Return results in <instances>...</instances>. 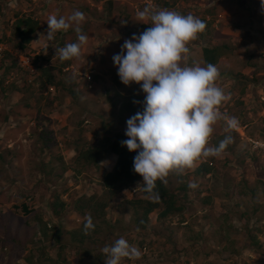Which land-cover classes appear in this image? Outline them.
I'll use <instances>...</instances> for the list:
<instances>
[{
    "label": "rangeland",
    "instance_id": "1",
    "mask_svg": "<svg viewBox=\"0 0 264 264\" xmlns=\"http://www.w3.org/2000/svg\"><path fill=\"white\" fill-rule=\"evenodd\" d=\"M25 1L21 0V4H26ZM113 1L117 2L97 0L101 7H94L95 10H91L90 14L94 16L97 9L102 12L104 8V15L101 16L104 19ZM217 1L220 0H125L123 5L129 11L121 10L119 13L118 8H115V12L109 13L115 15L114 20L123 18L124 15L127 19L136 20V10L153 5L157 10L168 9L183 15L191 13L206 24L221 23L218 27L215 24L206 26L202 35L199 34L197 40L190 42L187 63L189 66L200 64L195 56L197 47L225 43L226 49L231 53L226 56L227 60L222 62V66L217 67L220 77L216 84L226 95L230 94V100L220 110L229 117H236L239 125L230 132L225 131L226 124L223 120L213 126L210 146L214 145V139L218 140L227 133L232 136V143H236L234 154L223 151L218 157H209L199 163L198 167L206 160L213 161L216 179L210 174H197L198 167L195 170H186L183 175L176 172L169 174L167 185L177 194L179 203L183 204L182 212L157 220L160 212L157 209L151 214L146 228H137L132 219V210L123 203L127 198L140 196L141 187L137 189V186H132L112 198L107 208V217L112 227H103L100 244L96 246L99 248L93 254L123 237L131 245L138 247L143 256L139 260L124 258L120 264H264V51H261L264 48V10L261 9V0H250L251 5L248 7L241 3L248 15L243 14L248 17L245 22L244 17L239 14L241 21L232 23L231 20H226L222 23L217 21V18H222L219 17L220 13L212 9L219 7L220 2L218 4ZM16 8L12 7L14 11H10V16L19 13L16 10H24ZM8 15L6 12V16ZM129 24L131 21L127 23ZM143 24L135 22L134 31H129L139 35L145 30ZM70 32L72 31L65 33L63 42L56 44L57 48L59 44L63 47L67 43L77 42V35L74 40ZM108 32L111 31L104 30L100 37L93 34V39L89 38L82 46L81 57L69 61V69L64 75L66 86L40 87L42 89L38 92V82L32 81L33 76L30 73L27 78L32 84V91L16 90L11 92L12 99H5L0 86V120L8 121L5 119V110L15 113L21 107L26 109V101H29L36 107L35 115L40 117L36 131L43 130L40 136L33 129L36 124L35 116H25L22 119L14 116L17 124H27L23 135L16 138L17 142L28 144V159L25 157L26 161L23 160L28 164V187H19V192L2 197V202L13 201L8 206L13 207L17 213L20 212L18 207L27 202L31 211L25 212L19 220L26 230L24 224L26 218L28 219L26 234L29 241L24 245L12 243V248L7 249L5 254L0 253V264H8L11 254L13 257H22L23 253L32 257L29 263L17 258L11 264H89L95 259L85 253L91 249V244L80 245L72 242L68 231L79 226L83 220L75 210V201L85 193H104L103 171L110 169L112 162L108 154L101 161L104 169L88 164L82 167L81 172H77L70 167L77 155L75 148L83 145L86 140H95L94 137L103 130L102 122L117 118L120 105L126 104L132 94L142 95L138 106L143 112L146 95L139 84L133 82L126 86L121 82L117 74L118 66L112 59L114 54L120 53L124 41L133 34L128 38L118 39L109 38ZM224 33L230 37H220ZM35 38L39 40V36ZM54 43L56 40H52L48 48L51 49ZM251 48L257 51H252ZM34 51L36 50H26L33 57ZM46 56L48 60L45 64H53L59 58L54 49L48 50ZM247 64L255 67V74L252 71H243ZM90 72L93 75L92 87L84 79L87 78L85 74ZM8 77V83H5L7 85L12 82L11 76ZM16 84L24 87L26 81L23 79ZM244 87L246 91L243 93ZM71 90L77 94L74 95ZM123 127L126 130L127 124ZM227 156L229 163L220 164L216 160L228 158ZM190 182H195L198 187L189 188ZM184 184L188 187L186 191L180 187ZM4 186H8V183ZM210 193L213 197L209 202L206 196H211ZM56 195L65 202L59 215L53 212L51 206ZM7 196L11 198H6ZM44 223L48 228L46 234L40 229ZM57 228L63 230L60 239ZM252 234L257 236L261 244L251 243ZM2 251L4 252L3 249ZM101 264H105L104 259Z\"/></svg>",
    "mask_w": 264,
    "mask_h": 264
},
{
    "label": "clouds",
    "instance_id": "2",
    "mask_svg": "<svg viewBox=\"0 0 264 264\" xmlns=\"http://www.w3.org/2000/svg\"><path fill=\"white\" fill-rule=\"evenodd\" d=\"M13 2L11 6L16 7L21 0ZM7 6L11 7L8 3ZM261 9L264 10V0H261ZM85 19L80 10H74L67 18L48 16L47 41L51 42L57 32L69 28L77 34V42L56 48L61 62L81 57L82 46L88 41L81 27ZM136 20L151 26L126 39L120 53L114 54L112 59L118 66L121 82L126 86L135 82L146 94L143 112L138 111L126 121L128 139L122 140L121 145L137 152L133 171L143 178L146 198L155 203L160 201L157 181L166 185L170 173L183 175L186 170H195L202 160L218 157L232 143V136L226 135L218 146H210L213 126L218 121H225L226 132L236 129L239 121L220 110L230 100V94L226 95L216 84L219 69L210 63L206 66L187 63L188 45L205 31V21L191 13L157 10L153 5L137 11ZM47 48L48 45L45 54ZM188 186L198 187L195 182ZM94 230L93 219L86 214L84 233L87 235ZM102 252L105 264H120L124 258L139 260L143 256L138 247L123 237L104 246Z\"/></svg>",
    "mask_w": 264,
    "mask_h": 264
},
{
    "label": "trees",
    "instance_id": "3",
    "mask_svg": "<svg viewBox=\"0 0 264 264\" xmlns=\"http://www.w3.org/2000/svg\"><path fill=\"white\" fill-rule=\"evenodd\" d=\"M168 3V2H167ZM17 25V34L21 38V43L18 44L22 49L27 47V45L32 41L34 38V34L38 30V28L41 26L38 18H34L32 16H25L24 18H19ZM25 25V27H24ZM19 26V27H18ZM150 27V24H145V30ZM2 40V39H0ZM213 45V44H211ZM24 48V49H25ZM226 45H213V46H203V58L205 65L207 64H213L215 65L218 63L219 59L227 54L229 52V49H226ZM49 49V48H48ZM47 54V53H46ZM45 53H40L39 55L32 57L33 62L32 65L36 68L35 71L32 67L22 66L19 63V59L16 55H14L12 52L8 51L6 58H4L0 62V71H2V74L0 76V86L2 87V92H7L8 94L13 91H19V90H31L32 84L28 82V75L29 73L33 76L32 81H36L38 83L36 90L39 92L42 88H47L49 86H59L62 85L63 87L66 86L64 82V75L66 73V67H69V61H63L61 62L60 59L53 64H45L47 59ZM34 71V72H31ZM11 76L12 81L9 85L5 84L8 83L6 80V77ZM25 79L26 86L21 87L17 86L16 82H20L21 80ZM86 81V78H84ZM16 81V82H14ZM251 81V80H250ZM39 84V86H38ZM42 87V88H40ZM32 91V90H31ZM72 91V90H71ZM246 91V88L244 87L243 93ZM74 95L77 94V92L72 91ZM126 99H124L125 102ZM140 101L142 100V95L134 93L131 95L128 102L124 104L123 106L120 105V109L118 112L117 118H115L113 121H104L102 122L103 130L102 132L98 133L94 137L95 140L90 141L86 140L83 145L76 146L75 150L77 152V155L75 156L74 162L70 165L72 169H74L77 172L82 171V167H85L88 164H94L97 166V168L101 169L104 166H102L101 161L103 158L109 154L110 157L112 155L116 156V160L110 170L104 169L103 171V180H102V187L104 189V193L101 196L97 193L93 194H82L77 198L75 201V210L78 212V214L81 215L83 220L81 221L80 225L76 228H73L72 230H69L68 233L71 234V241L80 245H83L84 243H90L89 250L85 251V253H88V256H93L95 259L94 261L90 262L89 264H101V260H105V255L102 252V249H100L99 252L93 254V252L99 248V246L96 248L97 245L100 244V236L103 233V227L104 229L106 227H112V224H110V220L107 217V208L110 205V200L114 197H117L119 193L126 191L127 189H130L132 186H137V189H140V196L133 197V198H127L124 200L123 205L126 207H129L130 210H132V219L136 222L137 228H146L149 221L151 220V214L157 210L160 209V212L157 216V220L166 218L169 215H174L177 213H180L183 211L184 207L183 204L179 203V199L177 198V194L172 191L168 185L161 183L160 181H157V187L156 190L159 192L160 195V201L159 202H151L148 198H146L147 194L143 191V178L133 171V160L137 152H131L127 149L126 146L121 145L122 140L128 139V137L125 135V127L123 125L126 124L127 119L129 117L135 115L138 111L141 112L140 107L138 106L139 103H134L133 101ZM26 109H21L18 111H15L14 116L18 119L24 118L25 116H28V118H34L36 117V124L33 127L35 129L36 134H39L42 136V131L37 132L36 126L40 122V117L36 116L34 107L29 101H26ZM21 118V119H22ZM18 130L14 129L13 133H7L8 137L15 138L18 136V134L21 131H24L27 127L26 123L17 124ZM226 135H229L228 133L218 138V140H213L214 145L218 146L219 142L225 138ZM236 143H230L227 148L224 150L228 153H235ZM257 149H260V147H255ZM262 148V147H261ZM28 150H16L14 152V156L18 158L21 162V164L24 167H27L28 171V164L24 163L26 159H28ZM23 157V158H22ZM26 157V159H25ZM228 158L224 159H216L218 160V163H229ZM213 158V157H210ZM24 160V162H23ZM213 161L206 160L200 164V166L196 169L197 174H206L209 172H215V169L213 167ZM217 176V174H216ZM229 184V180L226 181ZM181 189L187 190V185L180 186ZM241 193V192H240ZM239 193V196H240ZM205 194V193H204ZM211 196H206L207 201H211L213 194L210 193ZM5 201V200H4ZM52 210L55 214L59 215L61 211L63 210L65 206V202L61 200L59 195H56L54 197V200L51 202ZM24 209L26 212H30V208L28 205L24 206ZM86 214H90L93 223L95 224V230L91 231L89 234L84 233V222H85V216ZM228 212L225 214V217L227 218ZM9 216L6 215V217ZM39 220L42 221V218L38 216ZM18 221L16 224H14L12 228V232L10 233L7 231L5 234L6 238L8 239L11 237L15 242V244L24 245L25 242L29 241L27 240V226L28 222H25V228L22 226V229L19 227V225L22 223ZM8 221L4 222V227H6L8 230L10 229L8 227ZM40 229L43 234L47 233V226L46 223L40 226ZM58 231V239H60L61 233L63 230L61 228H57ZM12 234V235H11ZM251 243L252 244H261L260 240L257 238L255 234H252L250 236ZM18 241V243H17ZM4 250L6 252V249L4 246L1 245V250ZM2 252V253H4ZM9 253V252H8ZM23 256L21 257H13V255H10V258L8 260V264H11L12 262H15V259H24L26 262H30L32 257L27 253H23ZM80 264V263H78Z\"/></svg>",
    "mask_w": 264,
    "mask_h": 264
},
{
    "label": "crops",
    "instance_id": "4",
    "mask_svg": "<svg viewBox=\"0 0 264 264\" xmlns=\"http://www.w3.org/2000/svg\"><path fill=\"white\" fill-rule=\"evenodd\" d=\"M116 1H117L116 3H114V1L112 2L111 7H110L111 9L108 12L106 11L107 14H105L104 19H103V18H101V16L104 15V13H102V12H104V10H103L104 8L102 9V12H101V10L97 9V12L95 11L96 15H94V16L90 14L91 10H95L94 7H101L99 5V3L97 2V0H34L32 2H28L26 0L25 1L26 4L22 5L21 3H19L20 7L16 6L17 7L16 9L20 8V9H24V10H16V11H19V13L17 12L16 15H12V16H10V11L13 10L12 7H14V6H11L14 4L13 0H0V39L7 42V45H9L8 48H9L10 52H12V53H15V52L27 53L28 51L26 52V50H34L35 49L36 50V51H34V57H35V56L39 55L40 53H44L46 51V45L49 46L52 42V41L51 42L47 41L46 36H45L47 34V29H48V24L46 21L48 16L55 14L58 17L64 16L65 18H67L69 15H71L73 13L74 10H80L85 15L86 19H85V22L81 25V27L83 30V34L88 36V40H89V38L93 39V34L96 37H100L102 35V33H104V30L105 31H111V32L107 33V36L109 38H113V37L118 38V39L128 38L133 34V32H130V31H134L133 30L134 29L133 24L137 21L134 19H131V18L127 19L125 15L123 18L118 17L116 20H114L115 15H112L109 13L115 12V8H118L119 13L121 10H124L125 12L129 11V9H127L123 5V1H125V0H122V1L116 0ZM219 2H220L219 7L212 8L214 10L216 9V11H218V13H220L219 17H222L221 19L217 18L218 22L222 21V23H223V21H226V20H231L230 22H232V23L234 21H236V22L241 21L242 17H240L239 14H241L244 17V19H243L244 22L247 20L248 17L243 15V14L247 15L244 7L245 6L248 7V5H251L250 0H220ZM219 2H218V4H219ZM7 3L10 4L11 7H8ZM241 3L244 4V7L241 6ZM223 4H226V6L223 7ZM205 5H207V4L205 3ZM137 11L138 10H136L135 12L137 13ZM4 12H5V14H4ZM6 12L9 14L8 16H6ZM26 15L32 16L34 18H38L41 26L38 28V30L34 34V38L32 39V41L27 45L26 48L24 47L25 49L24 48L22 49L20 46H18V44L21 43V38L17 34V25L16 24L18 22H16V21H18L19 18H24ZM127 16H128V14H127ZM130 21H131V24L127 25V23H129ZM214 21H216V19ZM211 24H215L217 27L219 26V24L221 25V23H219L217 25L216 22H214V23L208 22L206 24V26H211ZM11 25H13V26H11ZM128 26H131V27L128 28ZM143 26L145 27V24H143ZM24 27H25V25H24ZM113 29H115V30H113ZM140 30H142V29H140ZM69 31H72L69 34H72L71 37H73V39L75 40L77 34L73 30V28H69L67 31L57 32L55 35V38L53 39V40H56V43L53 44V47L51 49H54V51L56 52V48H57L56 44L63 42L62 39H64V36L66 35L65 33L69 32ZM200 35H202V34H200ZM37 36H39V40H37V38H35ZM210 37H212V34H210ZM220 37L229 38L230 35L224 33ZM73 39H71V40L73 41ZM65 41L67 42V40H65ZM212 44L213 45H224L225 43H212ZM205 45L213 46L211 44H205ZM262 45L264 46V43ZM36 46H39V47L35 48ZM58 47H61V45L59 44ZM85 47H84V49H86ZM51 49L47 48V53H48V50L51 51ZM251 49H252V51H257V49H255V50L253 48H251ZM261 51H264V48H261ZM230 53L231 52H228L227 54L222 56L219 59L218 63L215 64V66L216 67L222 66L221 65L222 62L227 60L226 56H228ZM107 55L110 56V54H107ZM195 56L197 57L198 60H200L199 63L201 64V66H206L204 63L203 49L202 48H198V47L196 48ZM58 60H59V58H58ZM233 65H234V62H233ZM32 68L34 70L36 69L34 66H32ZM68 69H69V67H66V70H68ZM255 70H256L255 67L252 66L251 64H247L243 69L244 72L252 71V72H254V74H255ZM3 96L5 99H9V98L12 99L11 94H8L7 92H5ZM10 107H12V106H10ZM4 113H6L5 119L8 121H1L0 120V191L2 192V193H0V197H1V199H0V253L3 252L1 250V245L4 246L5 249L7 250V249L12 248V246H13L12 243L15 244L16 241H14L11 237H9L8 239H5L6 238L5 234L7 233V231H9L10 233L12 232V228H13L14 224L17 223L16 219L19 220L20 216L21 217L24 216V213L26 212L24 209V206L27 205V202L23 203L20 207H18V210L20 212L17 213V212H15L13 207L8 206V203H10V202L14 203V202L8 201V200H5L4 202H2L3 201L2 197H5L6 195L12 196L14 194V192H19V187L27 188L28 187V176H29L28 171H27V167L23 168V165L20 162L21 159L19 160L18 158H16L14 156V152L16 150L27 151L28 150V144L27 143L21 144V142H17L16 137L10 138L7 136L8 132L13 133L14 132L13 130L14 129L18 130V127H17V122L14 118V112H10L9 110L8 111L5 110ZM22 117L23 116H21V118ZM9 120H11V121H9ZM4 122L5 123L8 122V123L5 124ZM22 133H24V132L21 131L18 135H20V134L23 135ZM27 141H28V139H27ZM115 160H116V156L112 155V157H111L112 166H113ZM112 166H111V168H112ZM110 169H108V170H110ZM206 174H208V175L210 174V176H212V178L213 177H215V179L217 178L215 172H213V173L209 172ZM13 179H15L14 180L15 182L12 181ZM11 182L12 183L14 182V183L12 184ZM7 183H8V186L5 187L4 185ZM3 186L5 187V189H3ZM6 198H11V197L7 196ZM8 213H9V216L6 217V215H8ZM17 216H18V218H17ZM6 221H8L7 224H8V227L10 228L9 230L6 227H4V222H6ZM20 222H19V224H20ZM25 222H28L27 218H26ZM22 226L23 225L20 224L21 229H22ZM17 243H18V241H17ZM9 252H11V251H9ZM5 253L6 252H4V254ZM4 263H6V262H4Z\"/></svg>",
    "mask_w": 264,
    "mask_h": 264
},
{
    "label": "built area",
    "instance_id": "5",
    "mask_svg": "<svg viewBox=\"0 0 264 264\" xmlns=\"http://www.w3.org/2000/svg\"><path fill=\"white\" fill-rule=\"evenodd\" d=\"M9 48L7 46V44L4 42V41H1L0 40V62L6 58L7 56V53H8ZM14 55H16L19 59V63L22 65V66H27V67H32V62H33V59H32V56L30 55H27V54H24V53H20V52H15L13 53ZM86 75V81L87 83L89 84L90 87H92V81H93V76L90 73L88 74H85Z\"/></svg>",
    "mask_w": 264,
    "mask_h": 264
}]
</instances>
